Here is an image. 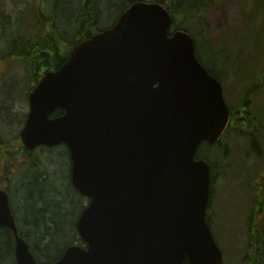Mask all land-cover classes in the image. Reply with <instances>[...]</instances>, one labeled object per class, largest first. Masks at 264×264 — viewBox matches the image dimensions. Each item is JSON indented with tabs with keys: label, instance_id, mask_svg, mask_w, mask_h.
I'll list each match as a JSON object with an SVG mask.
<instances>
[{
	"label": "water",
	"instance_id": "1",
	"mask_svg": "<svg viewBox=\"0 0 264 264\" xmlns=\"http://www.w3.org/2000/svg\"><path fill=\"white\" fill-rule=\"evenodd\" d=\"M170 24L162 3H131L29 92L22 145L64 144L70 183L88 203L75 223L83 245L39 263L0 188L16 264H222L206 221L210 168L195 154L218 141L230 110L192 36Z\"/></svg>",
	"mask_w": 264,
	"mask_h": 264
},
{
	"label": "trees",
	"instance_id": "2",
	"mask_svg": "<svg viewBox=\"0 0 264 264\" xmlns=\"http://www.w3.org/2000/svg\"><path fill=\"white\" fill-rule=\"evenodd\" d=\"M136 1L139 0H32L29 6L14 16L4 14L3 17L0 14V58L7 60L4 65L0 61V88L3 86L7 89L5 99L11 101L16 93V78L4 81L13 67L21 71L20 82L25 85L27 99L28 93L43 74L57 69L67 59L75 44L112 25ZM147 1H158L169 10V32H188L194 40L197 59L221 81L215 66L221 51L215 52L209 44L207 27L201 16L203 11L218 4L220 0ZM245 1L250 5L252 0ZM204 42L207 44L203 45ZM258 71L260 78L264 79V60ZM10 82L13 84L12 89ZM257 85L258 82L252 84L250 90L240 98L239 107L240 104L243 106L241 108L247 107V100L252 97ZM230 109L234 111L235 107L230 106ZM61 113L62 110L57 109L52 116ZM250 118L254 121L252 116ZM234 121L232 118L231 125ZM244 124L236 127L238 131L235 133L249 131ZM256 124L262 127L264 134V127L257 121L255 126L258 127ZM229 127L224 134H228ZM219 144L220 141L211 146ZM211 146L201 143L195 154L196 158L208 162L210 173L216 168L210 153ZM39 153L45 154V158L41 159ZM69 169V153L63 144L52 148L38 147L28 152L21 145L18 132H8L7 126L0 124V187L6 188L9 194L18 233L26 240L39 263L58 260L70 244L83 245L78 238L75 222L88 199L72 187ZM16 194L20 206L13 203ZM206 220L212 230L210 216L206 215ZM248 231L245 250L249 256L241 258L238 264H264V226L256 225ZM13 253V234L2 227L0 264H16Z\"/></svg>",
	"mask_w": 264,
	"mask_h": 264
},
{
	"label": "rangeland",
	"instance_id": "3",
	"mask_svg": "<svg viewBox=\"0 0 264 264\" xmlns=\"http://www.w3.org/2000/svg\"><path fill=\"white\" fill-rule=\"evenodd\" d=\"M31 1L0 0V14L14 16ZM201 16L207 27L209 44L215 52L221 51L215 66L221 76L227 104L234 106L235 110L243 107L241 104L238 106L240 98L258 82L245 107L251 111L245 115V121H253L251 116L254 121L250 125L244 124L238 121L239 114L234 112L235 121L228 134L221 137L219 146L210 147L216 168L210 176L212 191L207 215L211 219L215 242L223 253V264H238L241 258L249 256L245 245L249 238L248 230L254 227L248 223L255 192L252 190L253 179L256 173H264V134L262 127L255 126L257 121L264 127V79L260 78L258 71L264 60V0H252L250 5L245 0H220L203 11ZM0 59L3 65L7 61ZM16 68L13 67L4 79L6 82L11 77L16 78L13 99L7 101V89L0 88V124L6 125L8 132H19L28 111L27 92L20 82L21 71ZM10 84L12 89L13 84ZM243 124L249 131L235 133L238 131L236 127ZM39 156L45 158V154L39 153ZM13 200L15 206H20L17 194ZM260 220L263 227L264 217Z\"/></svg>",
	"mask_w": 264,
	"mask_h": 264
},
{
	"label": "flooded vegetation",
	"instance_id": "4",
	"mask_svg": "<svg viewBox=\"0 0 264 264\" xmlns=\"http://www.w3.org/2000/svg\"><path fill=\"white\" fill-rule=\"evenodd\" d=\"M231 112V116L229 119V123L227 125L230 126L231 125V119L234 117L233 115H235L234 112H236L237 114H239V118L238 121H243L245 122L247 113L251 112L248 108H240V109H234V111L230 110ZM245 117V118H244ZM248 121V120H247ZM251 121L249 120V125ZM254 188L252 190H255L254 195H252L253 198V207L251 209V213H250V219L248 220V223L250 224H254V226L259 225L262 226L263 224H261L262 220H260L261 217H264V173H256L255 177L253 179V184ZM259 217H256V215H260Z\"/></svg>",
	"mask_w": 264,
	"mask_h": 264
}]
</instances>
